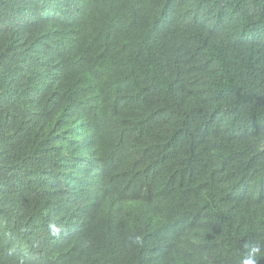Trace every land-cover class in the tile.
<instances>
[{
    "label": "trees",
    "instance_id": "trees-1",
    "mask_svg": "<svg viewBox=\"0 0 264 264\" xmlns=\"http://www.w3.org/2000/svg\"><path fill=\"white\" fill-rule=\"evenodd\" d=\"M264 264V0H0V264Z\"/></svg>",
    "mask_w": 264,
    "mask_h": 264
},
{
    "label": "clouds",
    "instance_id": "clouds-1",
    "mask_svg": "<svg viewBox=\"0 0 264 264\" xmlns=\"http://www.w3.org/2000/svg\"><path fill=\"white\" fill-rule=\"evenodd\" d=\"M246 247L247 251L241 255L239 264H258L257 254L261 253V246L252 244Z\"/></svg>",
    "mask_w": 264,
    "mask_h": 264
}]
</instances>
